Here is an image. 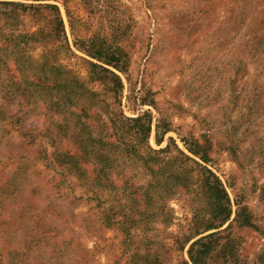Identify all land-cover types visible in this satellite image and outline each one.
Instances as JSON below:
<instances>
[{
	"label": "rangeland",
	"instance_id": "rangeland-1",
	"mask_svg": "<svg viewBox=\"0 0 264 264\" xmlns=\"http://www.w3.org/2000/svg\"><path fill=\"white\" fill-rule=\"evenodd\" d=\"M260 20L264 0H0V264H193L214 232L204 264H264ZM178 149L225 188L220 228L194 236L212 209Z\"/></svg>",
	"mask_w": 264,
	"mask_h": 264
},
{
	"label": "trees",
	"instance_id": "trees-1",
	"mask_svg": "<svg viewBox=\"0 0 264 264\" xmlns=\"http://www.w3.org/2000/svg\"><path fill=\"white\" fill-rule=\"evenodd\" d=\"M37 1V0H35ZM264 24V20H262ZM261 20L257 23L258 25H261ZM261 29L260 26H255V30ZM254 30V31H255ZM253 35V33H252ZM250 36V38L254 37L252 39V43L247 44L245 47H250L253 52H259L262 44H264V38L257 37V35ZM256 40V41H255ZM255 41V42H254ZM264 53V52H263ZM253 55V54H252ZM109 66L114 68L120 73H125L126 68H124L122 65L118 63V61L114 62L113 64L109 62ZM104 72L109 73L113 78V82L115 85V89H120L122 87V82L119 79L117 75H115L113 72L106 70L104 68H100ZM240 71V70H239ZM103 72V73H104ZM106 73V74H107ZM144 120V122H143ZM127 122L132 126V129H134L135 137L136 133H139V137L143 136L144 140H147L150 136L151 132V125L149 118L147 115H144L143 118L139 117L137 119L127 120ZM168 132V130H164L162 132V136L158 138V127L156 128V134H155V142L157 145H160L163 141V136ZM194 147V150L192 149L191 152L194 156H199L200 152L198 151L199 145L198 144H192ZM150 151L155 152V150H151V148H148ZM168 149L166 147L165 149L159 150L158 153L165 152ZM178 157L180 160L183 161H191L193 164V170L198 174L200 177V184L202 187V192L205 195L206 199L208 200L210 207H211V217L209 220H202L197 228V230L194 232V236H197L201 233H204L206 231L214 230L220 228L225 222L229 220L230 217V199L229 196L223 187L222 183L219 181V179L206 167L202 166L198 162L190 159L185 154H183L178 149ZM181 169H186L185 167ZM99 177L101 176V172L98 173ZM180 177V176H178ZM239 216V215H238ZM243 225H250L249 218L245 217ZM217 236V233H210L201 239L194 242L190 249H189V257L193 264H204L205 258L210 253V250L213 246V239ZM233 252V246L231 242H228L223 245V259L227 260V258L232 257Z\"/></svg>",
	"mask_w": 264,
	"mask_h": 264
}]
</instances>
